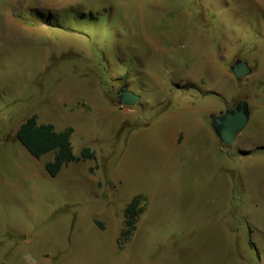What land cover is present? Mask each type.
I'll return each instance as SVG.
<instances>
[{"label": "rangeland", "instance_id": "rangeland-1", "mask_svg": "<svg viewBox=\"0 0 264 264\" xmlns=\"http://www.w3.org/2000/svg\"><path fill=\"white\" fill-rule=\"evenodd\" d=\"M219 98L250 104L231 146L197 129ZM31 115L95 158L50 176ZM0 264H264V0H0Z\"/></svg>", "mask_w": 264, "mask_h": 264}, {"label": "trees", "instance_id": "trees-1", "mask_svg": "<svg viewBox=\"0 0 264 264\" xmlns=\"http://www.w3.org/2000/svg\"><path fill=\"white\" fill-rule=\"evenodd\" d=\"M72 133V128L58 131L54 124L39 123L37 116L31 115L20 124L16 131V138L37 159L53 152L54 157L46 162L45 169L50 176L56 177L69 163L95 158L94 151L87 147L82 149L79 156L74 153L71 142ZM142 199V196H136L126 207L121 240L129 239L136 230L137 220L143 212Z\"/></svg>", "mask_w": 264, "mask_h": 264}, {"label": "water", "instance_id": "water-1", "mask_svg": "<svg viewBox=\"0 0 264 264\" xmlns=\"http://www.w3.org/2000/svg\"><path fill=\"white\" fill-rule=\"evenodd\" d=\"M231 72L238 79H243L251 74L252 67L244 59L237 58L231 65ZM114 95L120 105H133L141 101V97L133 92L128 84L121 86ZM251 117L250 104L245 98L228 104L227 109L221 114H212V127L223 145L231 146L237 135L247 126Z\"/></svg>", "mask_w": 264, "mask_h": 264}, {"label": "crops", "instance_id": "crops-1", "mask_svg": "<svg viewBox=\"0 0 264 264\" xmlns=\"http://www.w3.org/2000/svg\"><path fill=\"white\" fill-rule=\"evenodd\" d=\"M184 98L187 99V96H183ZM189 99H192L191 98H188ZM221 98H219L218 101L215 102V104L211 105L210 107H208V109L204 110L201 114V122H199L197 124V129L199 132L201 133H204L205 136H208L209 134L213 135L215 134L214 130H213V127H212V119H211V115L212 114H221L222 113V110L225 106H228V102H223L222 99L220 100ZM224 104V106H223ZM193 101H189V104H188V108L189 109H192L193 108ZM208 114H211L210 117H208ZM209 126H208V124ZM216 135V134H215ZM184 140V134H180L179 137L177 139H175V141H178V142H181ZM220 141V140H219ZM221 143V142H220ZM221 145H223L221 143ZM144 213V212H143ZM142 213V214H143Z\"/></svg>", "mask_w": 264, "mask_h": 264}, {"label": "flooded vegetation", "instance_id": "flooded-vegetation-1", "mask_svg": "<svg viewBox=\"0 0 264 264\" xmlns=\"http://www.w3.org/2000/svg\"><path fill=\"white\" fill-rule=\"evenodd\" d=\"M236 102V101H235ZM234 103V102H233ZM223 113V112H222Z\"/></svg>", "mask_w": 264, "mask_h": 264}]
</instances>
